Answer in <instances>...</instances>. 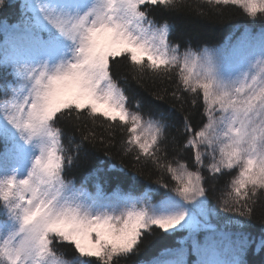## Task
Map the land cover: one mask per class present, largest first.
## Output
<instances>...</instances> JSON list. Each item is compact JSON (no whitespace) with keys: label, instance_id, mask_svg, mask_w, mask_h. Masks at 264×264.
I'll use <instances>...</instances> for the list:
<instances>
[{"label":"snow or ice","instance_id":"6c2138e0","mask_svg":"<svg viewBox=\"0 0 264 264\" xmlns=\"http://www.w3.org/2000/svg\"><path fill=\"white\" fill-rule=\"evenodd\" d=\"M203 3L264 19V0ZM11 6L0 0V9ZM193 9L205 14L189 0H23L15 22L0 21V264H124L157 230L186 235L152 264H189L190 253L193 264H247L255 241L232 228L243 229L264 207V30L181 50L169 39L174 23L155 16ZM121 61L140 85L146 75L154 85L176 78L173 90L153 97L179 102L178 135L166 110L129 106L119 82L127 77L116 76ZM185 93L192 107L202 101L198 126ZM97 122L107 136L97 135ZM87 144L106 146L108 157L118 146L121 162L109 167L92 153L93 167L77 185L70 174ZM125 159L133 181L146 168L156 172V187L118 185L107 195L104 181L127 172ZM222 175L229 178L216 207L209 180ZM256 248L264 250V233Z\"/></svg>","mask_w":264,"mask_h":264},{"label":"trees","instance_id":"16d2710c","mask_svg":"<svg viewBox=\"0 0 264 264\" xmlns=\"http://www.w3.org/2000/svg\"><path fill=\"white\" fill-rule=\"evenodd\" d=\"M190 3L196 5L199 4L203 9L204 15H201L199 12L193 10L185 11L183 13H163L157 14L155 18L158 21L170 20L175 25V30L170 33V41L174 44H179L181 50L185 49L189 45L193 49H201L205 45L209 48H217L223 45L227 36L237 30L244 29H254L258 30L264 28V19L257 17L253 20L250 17H247L242 13V10L236 6H220V11H214L210 9L209 5L203 3V0H189ZM17 5V6H16ZM20 10V5L16 2L13 3V6L6 7L5 13L0 12L3 17L15 18L17 17V11ZM16 12V15H15ZM116 76L119 79L121 76H126L127 79H119V82L122 87L125 88L126 94L129 96V106L133 109L136 106V102L139 101L140 105L147 112L149 108L166 110L172 117L173 122L176 127L170 129L171 135H178L177 129L182 130L183 128V116L185 112L180 110L179 102L171 100L170 98H165L164 100H156L153 97V92L158 91L160 88L167 87L170 91L174 89L176 78L174 77L172 81H166L164 83L153 84L152 79L149 76L144 77L143 85L137 84L133 79V73L128 68L127 62L121 61L119 68L116 72ZM186 101L185 109L191 114L193 118L194 126H198L205 122L204 117L201 115L203 111L202 101L198 100L197 105L192 107L190 105L191 96L187 93L184 94ZM175 104V110L172 109V105ZM91 127V125H89ZM97 135L107 136L105 128L100 126V123L97 122V125L94 129ZM80 133H76V141L79 142ZM122 138L120 133H117V141ZM67 143V141H65ZM71 148V146H69ZM88 155L85 152H81V162L75 168L71 170V177H75L77 185L83 182L84 177L88 175V172L93 167V163L90 160L92 153L95 155L101 156L106 160V163L109 167L112 164L119 165L121 162V157L117 148H110L108 151L111 153V156L108 157L105 152L106 146H101L97 144L95 148L91 144L86 145ZM174 153L169 149V158L171 159ZM183 158L187 159L190 166L192 161L190 159V153L185 152ZM207 162V161H206ZM124 163L128 165L127 172H119L114 170L108 174V177L104 181V188L107 195H112L117 186L122 191L127 192L130 187L135 186L138 190L142 191L144 187L148 184H152L156 187L154 181L157 178V173L151 171L150 168L144 169V175L137 176L136 180L133 181L134 169L131 166L129 159H125ZM208 177V173H204ZM234 174V173H233ZM228 175L218 176L216 179H210L209 184L212 187V191L209 192L210 204L216 207H219L217 197L220 194V191L223 190L225 182L228 180ZM164 181L170 185L173 183L170 177L165 176ZM93 181H89L88 187L92 188ZM164 191V189H161ZM223 219H227L229 214L221 213ZM215 223V221H213ZM244 231L248 233L253 240L255 241L252 244L245 256L247 264H264V250L257 251L256 244L259 243V239L262 233H264V207H261L259 204L256 207L253 219L246 223L243 229L232 228V231ZM186 235L184 232H175L173 234L163 233L159 230L156 231L155 235L149 236L146 239L145 244L142 246L140 252L129 258L124 264H150L154 258L160 255L165 248H175L179 247L180 241ZM201 233V238L203 237ZM189 264H192V261L188 260Z\"/></svg>","mask_w":264,"mask_h":264}]
</instances>
